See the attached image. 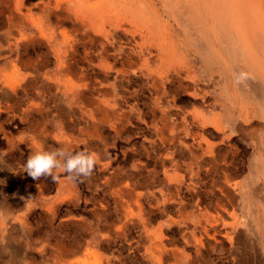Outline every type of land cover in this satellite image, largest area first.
Listing matches in <instances>:
<instances>
[{
	"label": "bare ground",
	"instance_id": "bare-ground-1",
	"mask_svg": "<svg viewBox=\"0 0 264 264\" xmlns=\"http://www.w3.org/2000/svg\"><path fill=\"white\" fill-rule=\"evenodd\" d=\"M0 28V58L6 50L16 49V57L3 61L0 68V110L11 108V102L22 95L24 112H38L44 103L38 100L44 95L38 81H53L56 89L51 92L63 102L58 108L66 110L75 125L64 122L66 131L55 137L70 146L81 137L101 138L102 122L118 131L117 123L122 122L121 129L135 117L147 129L139 164L151 166L148 170L155 174L161 172V180L173 192L183 184L195 185L217 159L209 128L229 136L243 126L250 137L257 134L256 167L264 175V0H0ZM21 45L23 53H19ZM30 47L34 51L42 47V54L30 55ZM50 58L52 71L46 68ZM198 69L218 87L219 98L211 100V92L198 87ZM250 74L258 83L250 81ZM38 85L37 95L29 93ZM191 87L198 90L191 92ZM103 95L106 101L101 104ZM185 95L193 101L188 103ZM138 96L148 100L140 105ZM218 99L231 105L232 115L224 117ZM86 100L96 103L95 109L80 105ZM79 112L83 126H79ZM95 113L101 115L99 120ZM48 133L45 122H36L30 145L41 149ZM13 138L7 136L9 146ZM13 164L23 172L19 162ZM18 180L19 196H11L10 186H0L1 243L8 244L11 236L30 225L28 184L21 175ZM113 192L119 200V217L111 222L102 242L92 245L84 239L60 247L61 258L78 254L80 258L71 264H126L124 257L110 254L109 239H121L138 228L144 248L142 264H188L184 249L167 235L166 224L157 220L168 206L169 193L143 191L127 183ZM68 194L66 187L59 191L58 203ZM55 205L46 209L52 213ZM19 208L25 210L16 217ZM167 220L172 223L171 218ZM203 221L201 227L208 232L213 221L206 215ZM236 222L227 223L233 230H225L229 240L237 232ZM191 238L201 242L197 235ZM17 253L12 251L11 264H25ZM131 259L140 262L136 255Z\"/></svg>",
	"mask_w": 264,
	"mask_h": 264
},
{
	"label": "rangeland",
	"instance_id": "rangeland-1",
	"mask_svg": "<svg viewBox=\"0 0 264 264\" xmlns=\"http://www.w3.org/2000/svg\"><path fill=\"white\" fill-rule=\"evenodd\" d=\"M1 24H4V18ZM2 30L0 28V31ZM23 46L19 47V53L24 52ZM29 51L30 55L36 56L42 54L43 48L36 47L34 51L30 47ZM24 56L27 57L29 54L24 53ZM14 57L16 49L6 50L3 58H0V68L4 66L3 61L6 63ZM52 61L50 58L47 70H53ZM203 72L202 69H198L195 73L198 87L208 89L211 92L210 99L215 100L218 98L215 94L218 87H215L209 75ZM249 79L253 80V83H258L252 74ZM38 84L41 85L40 88L39 85L36 88L32 87L29 93L37 95V88L43 89L44 95L38 98L44 102L40 113L24 112L22 106L25 96L22 95L11 102V108L3 107L0 110V186H10L11 196H19L18 179L19 175L22 176L25 184H28L27 212L30 222L29 226L11 236L8 240L10 245L0 242V252L3 255L5 253L4 258L0 257V264H11V254L15 249L18 251V257H24L25 264H71L80 256L72 254L63 259L59 255V248L71 246L70 244L73 246L84 239L92 245L102 242V237H105L103 234L108 231L111 222H115L119 217L116 212V202L119 200L116 201L113 191L122 188L125 183L143 191L162 190L169 193L168 197L172 196L169 199V214L159 220L166 224L175 236L178 248L181 251L184 249L188 264H264V175L259 173L256 167L259 161L257 134L252 138L247 130L238 128L228 136L229 132L225 135L222 131L219 133L214 128H209L210 138L214 141L216 151L223 155V160L220 158V163L214 165L209 173L201 174L194 190L183 188L173 192L170 184L161 180V172L155 174L148 170L151 166L143 167L139 164L140 144L147 142L145 138L147 129L139 119L133 117L131 124L121 129L122 122L117 123L118 131L110 129L108 123L102 122L101 138L89 141L81 137L74 146H70L67 141L57 140L55 137L62 136L66 131L64 122L72 128L75 127L73 122L68 120L70 116L66 110L58 108L62 100L51 92L56 89V84L43 80H39ZM190 90L192 92L198 89L191 87ZM186 95V101L192 102L193 99ZM100 98L99 101L103 104L106 96ZM143 99L148 100L144 96H138L140 105ZM86 101L87 103L80 104L83 108L95 109L96 103L93 105V102ZM218 101L223 103L224 117L233 114L228 102L224 99ZM32 118L37 120L31 123ZM99 119V116L96 117V120ZM36 122H45L49 130L41 149L52 151L66 147L71 152L89 151L96 154L97 164L92 174L72 179L66 173L57 171L55 178L51 176L33 178L25 171L18 172L13 168L15 161L24 167L27 159L37 151L29 142ZM80 122L79 126H83L81 117ZM7 136L14 137L10 146ZM134 143L135 146H132ZM224 170L232 171L229 182L236 186L235 193L225 187ZM65 187L69 189V197L58 203V192ZM49 204H56L52 213L46 209ZM19 209L14 213L16 217L25 210ZM200 210L220 214V218L214 220L208 232L201 227L203 217L197 219L194 215ZM105 212L108 215H105ZM2 216L0 213V223ZM108 216L110 218L107 219ZM70 217L73 219L70 220ZM171 217L175 221L173 224L167 223V219ZM229 220H236L238 226L235 229L237 232H234L230 240L224 235L227 230L233 231L227 226ZM134 232L136 231L133 230L132 233ZM196 235L201 240L199 244L194 242L195 238H191ZM109 242L111 255H120L124 258L136 255L140 261L144 260L143 247L138 248L132 239L124 242V246L121 245L120 239L116 241L112 239ZM197 245L201 246L199 250L196 249Z\"/></svg>",
	"mask_w": 264,
	"mask_h": 264
},
{
	"label": "clouds",
	"instance_id": "clouds-1",
	"mask_svg": "<svg viewBox=\"0 0 264 264\" xmlns=\"http://www.w3.org/2000/svg\"><path fill=\"white\" fill-rule=\"evenodd\" d=\"M97 164V155L89 151L71 152L66 147L52 151L37 150L25 162L23 171L33 178L51 176L57 171L66 173L70 178L87 177Z\"/></svg>",
	"mask_w": 264,
	"mask_h": 264
},
{
	"label": "crops",
	"instance_id": "crops-1",
	"mask_svg": "<svg viewBox=\"0 0 264 264\" xmlns=\"http://www.w3.org/2000/svg\"><path fill=\"white\" fill-rule=\"evenodd\" d=\"M216 97H218L219 98V96H217L216 95ZM43 110V108L41 109V110H39L38 112H34V113H40L41 111ZM80 113L81 112H79V116H80ZM81 115H82V113H81ZM100 117L101 118V116H100V114H98V113H95V120H96V117ZM80 117H82V116H80ZM35 119V120H34ZM34 120V121H33ZM37 119L36 118H32V121H31V123H34L35 121H36ZM263 123H264V119H263V121H262ZM78 123V122H77ZM101 127V126H100ZM102 128V127H101ZM238 128H241V129H246L245 127H243V126H239ZM237 128V129H238ZM262 128L264 129V124L262 125ZM217 159H213L212 160V162H211V164H209L208 165V168H209V170H206V171H203L204 173H209L210 172V170L213 168V166L214 165H218L219 163H220V158H221V161L223 160V158H222V154H220V152H217ZM179 155L178 154H175V158H183V157H178ZM184 159H186V157H184ZM202 172V173H203ZM224 172V178H225V187L227 188V189H229L230 191H232V193H235V191H236V186L234 185V184H232L231 182H229L230 180H231V178H232V171H228L227 172V170H224L223 171ZM200 179V178H199ZM199 179H198V181H199ZM198 183V182H197ZM197 183L195 184V185H191V186H189L188 187V185H186V184H183V185H181V186H179V187H176V188H174V192L175 191H179L180 189H183V188H185V189H187V190H194L195 189V187L197 186ZM172 197V196H171ZM101 204H103V203H100V205ZM104 205V204H103ZM105 207H106V205H104ZM104 207V208H105ZM170 210V201L168 202V206H167V208H166V210H165V212H162V213H160L159 215H158V217H157V220H159L162 216H166V215H168L169 214V211ZM195 213V212H194ZM220 213H222V212H220ZM105 215H108L106 212H105ZM195 215V217L198 219L200 216L201 217H203V215H206L209 219L211 218L212 219V221L214 222V220H216L217 218H220V214L219 213H217V214H213V213H210V212H202L201 210L200 211H196V213L194 214ZM200 217V218H201ZM171 219H172V217H171ZM229 221H231V220H229ZM175 221H173V219H172V223L171 224H173ZM204 222V221H203ZM202 225V224H201ZM255 228H256V226H255ZM254 228V229H255ZM134 231H136V232H134V233H126L125 234V236L124 237H122L121 239H120V241H121V245L124 243V242H127V241H129V240H133V241H135L136 243H137V245H138V248H139V246H141L142 247V245H141V243H140V238H141V234L142 233H140V230H138V228H134L133 229ZM167 235L168 236H170L172 239H175V236L169 231V228L167 229ZM184 237V236H183ZM117 240V238H114V237H111L110 239H109V241L110 240ZM109 248H110V242H109ZM144 249V248H143ZM143 254H144V252H143ZM132 256H134V255H132ZM132 256H128L127 258H125V260H126V264H129V263H133V264H142L141 263V261L139 260V258L137 257V259L140 261V262H134L133 261V259H131L132 258ZM196 258H198V257H196Z\"/></svg>",
	"mask_w": 264,
	"mask_h": 264
}]
</instances>
